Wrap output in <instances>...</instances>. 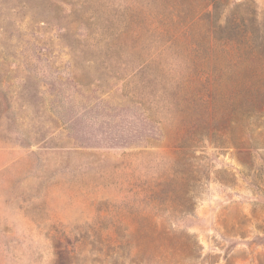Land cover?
<instances>
[{"label":"rangeland","instance_id":"obj_1","mask_svg":"<svg viewBox=\"0 0 264 264\" xmlns=\"http://www.w3.org/2000/svg\"><path fill=\"white\" fill-rule=\"evenodd\" d=\"M0 264H264V0H0Z\"/></svg>","mask_w":264,"mask_h":264}]
</instances>
